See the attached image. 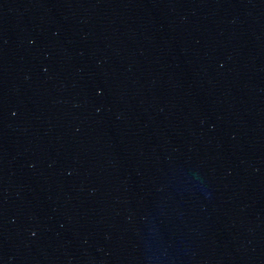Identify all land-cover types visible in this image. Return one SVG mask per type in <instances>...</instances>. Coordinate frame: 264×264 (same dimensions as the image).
<instances>
[{
    "label": "water",
    "instance_id": "1",
    "mask_svg": "<svg viewBox=\"0 0 264 264\" xmlns=\"http://www.w3.org/2000/svg\"><path fill=\"white\" fill-rule=\"evenodd\" d=\"M0 264H135L64 169L1 59Z\"/></svg>",
    "mask_w": 264,
    "mask_h": 264
}]
</instances>
